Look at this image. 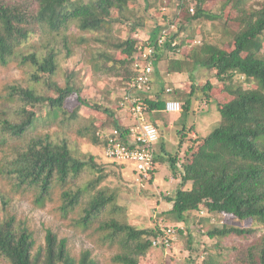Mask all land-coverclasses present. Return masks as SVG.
Masks as SVG:
<instances>
[{
  "label": "trees",
  "instance_id": "trees-1",
  "mask_svg": "<svg viewBox=\"0 0 264 264\" xmlns=\"http://www.w3.org/2000/svg\"><path fill=\"white\" fill-rule=\"evenodd\" d=\"M35 1L37 6L0 2V68L13 63L33 67L35 83H43L53 95L40 94L35 87H8L10 92L4 100L9 107L0 112V147H8L10 152L1 161L0 175L10 183L14 192H34L40 207L51 199L55 186L66 189L63 193L65 213L83 206L80 224L86 228L99 224L105 242L119 249L113 258L115 264H143V258L153 249H164L153 246V241L161 234V227L140 229L131 225L122 216V208L115 203L118 190L101 187L113 171L122 179L121 170L128 165L101 164L92 155H83L85 158L75 155L68 138H55L50 133L33 134L41 123L47 128L60 126L65 129L80 124L79 110L69 111L65 106L77 88L71 82L62 87L53 81L63 53L68 58L74 54L72 46L76 34L73 29L94 35L107 33L105 39L96 40L119 51L120 57L103 52L107 60L105 70L113 76H124L127 83L136 74L134 55L141 41L135 35L147 21L154 20V16L138 14L133 5L136 0ZM214 1L165 0L166 7L176 8V18L165 26L156 22L147 38L156 43L164 29L176 24L178 31L157 49L155 70L159 61L165 60L169 73L186 74L193 81L195 72L205 68L214 71L215 78L222 84L220 90L215 82L208 81L200 87L193 81L188 93L161 86L162 89L145 98L149 120L151 113L165 111L168 100L181 103L182 110L176 114H183L184 119L193 109L195 90L200 89L203 92L200 99L205 103L216 98L221 115L220 127L207 137L189 136L186 131L192 132L195 126L184 125L178 131L177 151L166 152L165 159L182 185L191 186L180 187L174 196L167 198L173 205L162 216L187 223L193 212L206 209L210 214L264 225V7L251 10L239 19L240 28L226 46L213 44L203 37V40L197 38L201 41L199 45L190 47L195 40L196 28L207 22L214 25L223 20L225 10L234 0H226L220 12L212 10ZM240 3L238 0L237 4ZM191 8L194 14H191ZM117 24L132 27V35L112 41L108 37L114 35ZM223 26L227 33V26ZM37 28L47 37L46 44L43 51L27 52ZM175 40L179 42L173 47ZM87 42L88 39H82V43ZM240 77L249 86L238 83ZM167 89H171V93L168 94ZM166 94L173 99H165ZM222 94H225L223 103L219 100ZM81 103L87 105L84 100ZM10 106H14L13 109ZM88 107L101 109L98 105ZM104 113L113 118L112 128L98 132L94 122L77 132L93 144L105 147V134L118 129L126 138L129 128L112 110L106 108ZM152 123L160 129L157 123ZM159 132L161 136L162 130ZM188 139L192 142L190 146L186 145ZM155 160H160L157 150ZM156 172L157 168L148 184L154 182ZM1 200L5 216L0 208V258L4 264H97L89 251L83 252L77 260L70 253L67 240L60 239L51 230L47 231L46 247L35 253L33 232L24 222L9 214V201L5 196ZM234 233L248 238L252 231L224 228L210 230L208 235L214 238ZM233 251L240 255L238 260L243 264H264V236L261 242L235 247ZM214 263L209 258L204 264Z\"/></svg>",
  "mask_w": 264,
  "mask_h": 264
},
{
  "label": "rangeland",
  "instance_id": "rangeland-1",
  "mask_svg": "<svg viewBox=\"0 0 264 264\" xmlns=\"http://www.w3.org/2000/svg\"><path fill=\"white\" fill-rule=\"evenodd\" d=\"M225 1L215 0V3L212 4V10L220 12ZM237 1L234 0L230 8L225 10L226 14L223 16V20L216 21L215 27L211 22H207L204 24L205 26L196 28V34L193 35L194 39L203 40L202 38L204 37L205 40L213 44L226 46L240 28L239 19L251 10L264 7V0H241L239 5ZM0 2L9 5L29 3L37 6L35 0H0ZM133 5L137 9L136 12L141 16L145 14L154 16V20L147 21L146 26L139 32L144 39L148 38V34L152 31L156 22H161L160 24L165 26L170 20L176 18V8L173 6L166 7L165 0H150V2L136 0L133 1ZM163 13L166 15L164 16ZM229 16L233 18L230 19ZM223 24L227 26V33L224 32L225 27ZM72 32L76 34V37L73 38L72 46L74 54L68 58L63 53L60 57L57 75L53 81L62 87L71 82L77 88V92L72 94L65 106L69 111L79 110L80 124L71 129H65L60 126L47 128L41 123L37 129L38 131L36 130L37 132L33 135L50 133L55 138H68L75 155L83 158H85L83 155H92L101 164H112L113 162L106 158L105 148L102 144H93L89 139L82 138L77 131L82 127L90 126L94 122V124H97L98 132L112 128L113 118L104 113L106 108L115 112V116L117 114L119 120L127 119L125 112L119 108L120 98L126 88V80L124 76H113L114 74L105 70L106 67H104L107 60L103 52H110L119 57L120 52L103 46L96 40L97 38L105 39L107 33L103 32L99 35H94L79 33L75 29ZM113 33L114 35L108 38L116 42L129 38L133 30L132 27L126 24H117ZM190 34L193 33L191 32ZM83 38L88 39L89 42L82 43ZM46 40L45 34L37 28L31 38L30 48L26 51H43ZM34 73L33 67L29 65L21 66L18 63L0 68V112L9 107L4 100L10 92L9 86L35 87L40 94H52V91L43 83H35L33 80ZM214 74L215 72L212 70L199 68L195 72L193 81L197 85L199 84L200 87L208 81L215 82L220 89L222 84L217 81ZM237 80L243 86H249L243 77ZM193 81L189 79L185 83L186 86L182 82L183 87L182 89L179 88V90L181 89L182 92L188 93ZM161 86L171 89L175 88L162 82L157 87V90L162 89ZM202 95L203 92L200 89L195 90L194 98L196 101L188 115L182 119L183 114H175L176 122L169 123L163 127L161 142L156 145L157 153L158 151L161 152L162 146L168 152L175 153L177 151L179 143L178 131L182 130L184 125L187 127L195 126L192 132L186 131L189 136L196 133L192 138L207 137L220 127L221 115L217 109L216 98H213L211 102H206V104L205 101L200 99ZM224 98L225 94H222L219 99L221 103L224 102ZM81 100H84L88 106H101V109L96 110L93 107L82 105ZM10 107L13 109L14 106ZM175 115H168L170 122L175 119ZM186 145H192L190 139L187 140ZM187 146L185 147L187 148ZM9 152L10 149L8 147H0V164L2 160L6 159L5 156ZM116 165L119 166V164ZM159 167H161L160 172L158 170ZM157 168L155 177L162 178V165H157ZM169 172L170 174L165 176V178H168L167 182L171 181L173 177L171 171ZM121 174L122 179L117 177L114 171L111 172L110 177L101 187L105 186L112 190H118V198L115 203L122 208V216H125L131 225L140 229L170 226L177 230L176 239L172 246L164 249H153L143 258V264H204L209 258L215 261L214 264H243L242 260H238L240 255L234 252L233 248L247 247L254 242L262 241L264 225L256 224L252 220L239 222L232 217L210 214L206 209L193 212L187 223L168 220L167 217L162 216V213L170 210L173 205L167 198L174 196L178 188H186L187 186L177 182L174 186L164 191L163 187H160L157 183L154 184L155 181L149 184L148 181H141L129 165L128 167L124 166ZM65 191L67 190L55 186L51 199L46 202L44 207H40L34 192L16 193L12 190L10 183L0 175V208L2 209V216H5V211L1 197L5 196V199L9 201L7 207L9 214L15 216L18 221L24 222L30 231L33 232L36 240L35 253L46 247L47 231L51 230L60 239L67 240L69 251L77 260L80 259L83 252L89 251L92 254V259L97 264H115L113 258L119 253V249L117 246H111L110 243L105 242L104 234L99 230V224H94L88 228L80 224L83 206L78 207L69 214L65 213L63 209V193ZM209 219L211 220L207 221ZM224 228H238L252 231V233L248 238L235 233L214 238L208 235L210 230H221ZM0 264H4L1 258Z\"/></svg>",
  "mask_w": 264,
  "mask_h": 264
},
{
  "label": "built area",
  "instance_id": "built-area-1",
  "mask_svg": "<svg viewBox=\"0 0 264 264\" xmlns=\"http://www.w3.org/2000/svg\"><path fill=\"white\" fill-rule=\"evenodd\" d=\"M190 12L194 14V9L191 8ZM177 31L176 24L169 26L160 33L156 43L136 35L141 41L134 55L136 74L126 83L127 88L119 103L120 109L127 116L129 131L125 135L126 138L121 136L118 129L104 135L107 141L104 147L106 158L113 163L129 165L143 182H150L152 179L153 171L156 168V145L161 137L157 126L148 119V106L145 104V98L155 92L153 76L156 71L157 49L163 47ZM178 42L177 40L173 41L172 46H177ZM200 43V40L195 39L190 47ZM171 91V89H167L168 94ZM164 110L167 113H178L182 110V105L178 101L168 100ZM176 234L177 230L174 227H161V234L153 241V246L170 248L176 239Z\"/></svg>",
  "mask_w": 264,
  "mask_h": 264
},
{
  "label": "crops",
  "instance_id": "crops-1",
  "mask_svg": "<svg viewBox=\"0 0 264 264\" xmlns=\"http://www.w3.org/2000/svg\"><path fill=\"white\" fill-rule=\"evenodd\" d=\"M137 34L140 35V33H137ZM167 66H168L167 61H165V60H160L159 61V64H158V66L156 68V71L154 73L155 90L157 91V87H159L162 82H165L167 84V86H171V87H175V88L177 87L178 89L179 88L182 89V87H183L182 82H184V86H186L185 83H187V81H189L188 75L186 76V74L169 73L168 70H167V68H168ZM165 68H166V71L164 72ZM171 97H172L171 95H167V94L164 95V98L167 99V100L170 99ZM172 99H173V97H172ZM175 114L176 113H166L165 111H155V112L150 114V121H152L154 123H157L158 127L160 128L159 130H162L161 138H162V134H163V127L168 125L169 123H172V122L175 123L176 122V115ZM168 115L169 116L170 115H173V116L175 115V119L171 120V122H170V119L168 118L169 117ZM122 122L125 123V125L129 124V123H127L128 122L127 119L123 120ZM195 134L196 133H193L190 136L194 137ZM161 138H160V141L158 142V144L161 142ZM166 152H168V151H166V149L162 146L161 147V152L158 151V153H157V157L160 160L163 158V160H162L163 162L161 163L160 160H158L156 162V168H157V165L158 166L162 165L163 172H162V178L155 177V180H154L155 181L154 184L157 183V185H159L160 187H163L164 191H166L165 189H169L170 187L174 186L175 183L180 182L179 177H176L172 172H171V175H173V177L171 178V181L167 182L168 178H165V176L167 174L168 175L170 174V172H169L170 171V165H169L168 162H166V159H165L166 158V155H165ZM160 168L161 167H159V169L157 168L159 170V172H160ZM190 186L191 185H188L187 187L189 188Z\"/></svg>",
  "mask_w": 264,
  "mask_h": 264
}]
</instances>
